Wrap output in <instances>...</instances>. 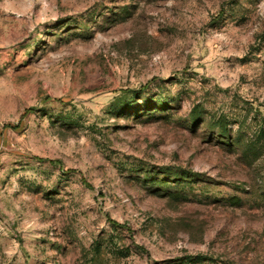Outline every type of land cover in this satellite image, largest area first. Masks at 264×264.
Masks as SVG:
<instances>
[{"label": "rangeland", "instance_id": "rangeland-1", "mask_svg": "<svg viewBox=\"0 0 264 264\" xmlns=\"http://www.w3.org/2000/svg\"><path fill=\"white\" fill-rule=\"evenodd\" d=\"M0 264H264V0H0Z\"/></svg>", "mask_w": 264, "mask_h": 264}]
</instances>
